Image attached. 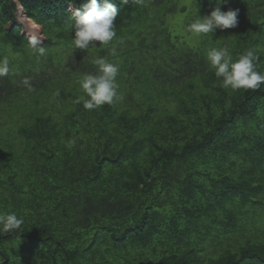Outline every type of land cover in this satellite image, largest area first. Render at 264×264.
<instances>
[{
  "label": "trees",
  "instance_id": "1",
  "mask_svg": "<svg viewBox=\"0 0 264 264\" xmlns=\"http://www.w3.org/2000/svg\"><path fill=\"white\" fill-rule=\"evenodd\" d=\"M86 2L0 0V55L34 66L0 77V104L54 100L0 133V215L23 220L0 232V264H264V232L250 219L264 206V85L223 87L208 51L172 27L188 11L181 0H110L115 40L75 49L72 15ZM19 6L44 30L43 56ZM224 7H242L221 35L233 61L252 49L264 73L256 7ZM98 58L119 66L117 98L86 110L79 81Z\"/></svg>",
  "mask_w": 264,
  "mask_h": 264
},
{
  "label": "clouds",
  "instance_id": "2",
  "mask_svg": "<svg viewBox=\"0 0 264 264\" xmlns=\"http://www.w3.org/2000/svg\"><path fill=\"white\" fill-rule=\"evenodd\" d=\"M127 3L128 0H122ZM140 3L141 0H134ZM225 0H216L217 7L208 16L195 19L188 24L187 31L193 36H201L213 33L216 29L235 28L238 24V10L224 12L219 7ZM118 15L116 5L110 0H87L82 8H77L72 15V29L74 37L72 44L75 49L86 50L99 41L101 46H107L116 38L114 30L115 20ZM43 36L33 34L29 39V45L35 54L43 56L46 49L39 46L43 42ZM254 50L249 49L233 61V57L227 47L213 48L206 54L210 66L215 69V76L222 78L223 87L238 91L241 89L255 90L264 85V73L257 71L255 61L258 60ZM95 74H85L79 81V85L86 95L80 97L78 102H83L86 110H93L105 104L111 105L117 98V76L119 66L108 62L105 58H98L94 61ZM10 72L9 60L7 57L0 60V77ZM28 84V81H24ZM69 142V147L72 145ZM23 224L22 218L16 213L0 215V232H15Z\"/></svg>",
  "mask_w": 264,
  "mask_h": 264
},
{
  "label": "rangeland",
  "instance_id": "3",
  "mask_svg": "<svg viewBox=\"0 0 264 264\" xmlns=\"http://www.w3.org/2000/svg\"><path fill=\"white\" fill-rule=\"evenodd\" d=\"M227 1V0H225ZM233 3H248L254 7H256L255 14L258 15L260 18V23H264V0H232ZM216 0H181V3L178 7H180V10L182 8H186L188 11L187 13H181L177 15L173 21V29L179 31L181 29V36H185L187 33V25L192 21V19H197L199 16L204 17L210 15V13L217 7ZM219 7L222 11L227 12L228 10H232L231 8L225 9L224 3L220 4ZM242 7H238L236 10H238V14H241ZM255 9V8H254ZM20 14H19V23L18 25H23V33L31 38L33 35L32 30L26 25L28 19L26 14L24 13V9L19 6ZM21 14H24V16H21ZM25 18V19H24ZM32 21V20H31ZM39 27V26H37ZM40 28V27H39ZM42 28V27H41ZM228 31L227 29H216L213 33L204 34L201 36H193L192 34L190 36L185 37L183 39L184 44H196L198 48L205 49L207 51L213 49V48H223V47H229L231 46L228 43H224V41H221V35H227ZM38 35L43 36V41L46 39L44 35V30L42 28V34L37 32ZM241 51V49H238ZM55 50L49 51V53L54 54ZM2 55H0L1 57ZM7 57L9 60V67H10V73L13 75H23L29 70L32 69L33 62L28 58L27 55L23 53H19L17 51H14L12 49L6 50L4 56L1 57V60ZM53 55H49L48 59H52ZM34 61V60H33ZM55 61V60H54ZM53 61V62H54ZM262 62L264 63V56L262 57ZM56 64L52 63V67L54 68ZM212 68L211 66H209ZM213 69V68H212ZM215 70V69H214ZM55 98V97H54ZM53 98H27L24 97L20 102L16 104H10L12 106H7L5 104H0V133L8 134V133H17V131L23 127L24 128L29 125L25 124V122L29 121L31 116L34 112H36L38 109L45 107L48 104L53 103ZM253 212L250 214V219L253 221V223L260 224L258 227L262 230L260 232H264V206L252 210ZM251 228L255 229V226L252 225ZM240 246V245H239Z\"/></svg>",
  "mask_w": 264,
  "mask_h": 264
},
{
  "label": "bare ground",
  "instance_id": "4",
  "mask_svg": "<svg viewBox=\"0 0 264 264\" xmlns=\"http://www.w3.org/2000/svg\"><path fill=\"white\" fill-rule=\"evenodd\" d=\"M21 16H24V14H21ZM26 25L32 30L33 34H37V32L42 34V29L37 27V25L33 23L31 20L30 21L28 20Z\"/></svg>",
  "mask_w": 264,
  "mask_h": 264
},
{
  "label": "water",
  "instance_id": "5",
  "mask_svg": "<svg viewBox=\"0 0 264 264\" xmlns=\"http://www.w3.org/2000/svg\"><path fill=\"white\" fill-rule=\"evenodd\" d=\"M43 44H44V42L41 45H43ZM41 45H39V46H41Z\"/></svg>",
  "mask_w": 264,
  "mask_h": 264
}]
</instances>
